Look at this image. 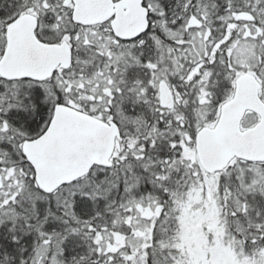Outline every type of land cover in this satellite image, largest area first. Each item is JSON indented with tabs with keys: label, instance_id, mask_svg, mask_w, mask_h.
Instances as JSON below:
<instances>
[{
	"label": "snow or ice",
	"instance_id": "snow-or-ice-1",
	"mask_svg": "<svg viewBox=\"0 0 264 264\" xmlns=\"http://www.w3.org/2000/svg\"><path fill=\"white\" fill-rule=\"evenodd\" d=\"M0 264H264V0H0Z\"/></svg>",
	"mask_w": 264,
	"mask_h": 264
}]
</instances>
